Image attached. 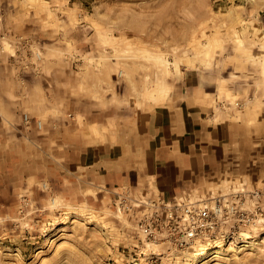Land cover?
Listing matches in <instances>:
<instances>
[{"label":"rangeland","instance_id":"rangeland-1","mask_svg":"<svg viewBox=\"0 0 264 264\" xmlns=\"http://www.w3.org/2000/svg\"><path fill=\"white\" fill-rule=\"evenodd\" d=\"M186 101L243 131L185 199L223 215L179 250L139 233L146 191L72 160ZM0 264H264V0H0Z\"/></svg>","mask_w":264,"mask_h":264},{"label":"crops","instance_id":"crops-1","mask_svg":"<svg viewBox=\"0 0 264 264\" xmlns=\"http://www.w3.org/2000/svg\"><path fill=\"white\" fill-rule=\"evenodd\" d=\"M239 131H243L239 121L215 120L192 102L168 104L150 116L135 148L89 144L72 162L92 168L97 180L135 182L136 190L149 195L185 200L210 184L212 171Z\"/></svg>","mask_w":264,"mask_h":264},{"label":"built area","instance_id":"built-area-1","mask_svg":"<svg viewBox=\"0 0 264 264\" xmlns=\"http://www.w3.org/2000/svg\"><path fill=\"white\" fill-rule=\"evenodd\" d=\"M124 200L127 201L126 198ZM134 207L141 208L137 227L144 239L166 240L179 250H185L192 242L210 236L215 229L216 218L221 217L225 210L220 202L214 206H202L191 200H167L160 194L148 193L126 209Z\"/></svg>","mask_w":264,"mask_h":264},{"label":"bare ground","instance_id":"bare-ground-1","mask_svg":"<svg viewBox=\"0 0 264 264\" xmlns=\"http://www.w3.org/2000/svg\"><path fill=\"white\" fill-rule=\"evenodd\" d=\"M167 62H168V60H167ZM167 71V70H166ZM245 241H246V239H245ZM210 256H213V257H219L220 256V251L219 250H215V251H213L211 254H209L208 255V252H205V251H203V254H202V259H201V261H205L207 258H210ZM212 257V258H213ZM209 260V259H208Z\"/></svg>","mask_w":264,"mask_h":264}]
</instances>
